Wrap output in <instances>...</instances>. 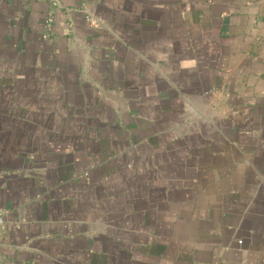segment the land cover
<instances>
[{
    "label": "crops",
    "instance_id": "crops-1",
    "mask_svg": "<svg viewBox=\"0 0 264 264\" xmlns=\"http://www.w3.org/2000/svg\"><path fill=\"white\" fill-rule=\"evenodd\" d=\"M0 264H264V0H0Z\"/></svg>",
    "mask_w": 264,
    "mask_h": 264
},
{
    "label": "built area",
    "instance_id": "built-area-1",
    "mask_svg": "<svg viewBox=\"0 0 264 264\" xmlns=\"http://www.w3.org/2000/svg\"><path fill=\"white\" fill-rule=\"evenodd\" d=\"M2 214L3 212L0 210V223H1Z\"/></svg>",
    "mask_w": 264,
    "mask_h": 264
}]
</instances>
